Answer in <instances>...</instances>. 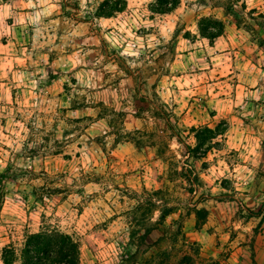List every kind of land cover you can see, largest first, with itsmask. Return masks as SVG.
Masks as SVG:
<instances>
[{"label":"rangeland","instance_id":"374dc122","mask_svg":"<svg viewBox=\"0 0 264 264\" xmlns=\"http://www.w3.org/2000/svg\"><path fill=\"white\" fill-rule=\"evenodd\" d=\"M104 1L0 0V264L47 229L80 264H148L178 225L196 264H248L264 249V0H126L109 18ZM205 17L224 24L213 43ZM218 126L194 157L192 129Z\"/></svg>","mask_w":264,"mask_h":264},{"label":"trees","instance_id":"16d2710c","mask_svg":"<svg viewBox=\"0 0 264 264\" xmlns=\"http://www.w3.org/2000/svg\"><path fill=\"white\" fill-rule=\"evenodd\" d=\"M180 4L181 0H155L150 9L153 13L164 15L176 10ZM126 6V0H106L98 8V16L105 18L112 17L116 12L125 10ZM243 8L246 9L245 4H243ZM198 26L202 36L208 38L211 43L224 33L223 22L211 17L202 18ZM225 131V128L220 129L219 126L215 129L209 127L193 128L192 132L194 133L197 145L194 148L189 147V150H191L194 157H202L204 154L201 151L202 148L206 147V151L212 147L215 144L213 143L214 140L219 135H223ZM155 206L156 203H154ZM171 213V208L161 210L159 220L154 223V230ZM204 213L206 211L195 209L197 223ZM255 216H259V213H256ZM170 237H172V240L168 247L157 250L148 264H196L199 256L196 243H192L190 246L192 252L187 251V249L178 248L180 242L183 243L184 247L187 245L182 225H178L177 229L170 234ZM159 240L162 241L164 238L162 237ZM187 246L189 248V245ZM2 262L3 264H80V245L71 235L57 229L27 233L20 247L14 244H8L3 247ZM252 262V264L255 263L254 258H252Z\"/></svg>","mask_w":264,"mask_h":264},{"label":"crops","instance_id":"0c3cea01","mask_svg":"<svg viewBox=\"0 0 264 264\" xmlns=\"http://www.w3.org/2000/svg\"><path fill=\"white\" fill-rule=\"evenodd\" d=\"M254 264H264V249H256V251H254ZM252 259L249 260L248 264H252Z\"/></svg>","mask_w":264,"mask_h":264}]
</instances>
